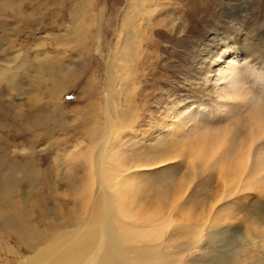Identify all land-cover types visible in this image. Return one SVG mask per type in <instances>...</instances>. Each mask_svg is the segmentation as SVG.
Wrapping results in <instances>:
<instances>
[{
	"label": "bare ground",
	"instance_id": "6f19581e",
	"mask_svg": "<svg viewBox=\"0 0 264 264\" xmlns=\"http://www.w3.org/2000/svg\"><path fill=\"white\" fill-rule=\"evenodd\" d=\"M124 1L125 9L120 14L114 48L103 56L106 81L111 83L113 77L117 76V84L112 83L111 90L104 92L101 109L104 113L98 115L97 123L88 133L86 155L83 157L85 163L81 164L84 166L86 178L77 185L78 188H74L73 211L64 208L68 213L64 212L63 218L53 219L50 214L61 212L57 207L46 208L45 211L43 204L38 218L47 217V221L35 224L36 219L33 218V222H30L25 217L32 210L28 207L32 201L29 203L27 187L37 184L36 176H31L30 184L25 182L21 186L17 181L12 184L9 177L3 174L0 189H3L5 196L10 197L13 189L19 186L21 204L13 213L9 209H14L15 203L8 201L4 205L1 203L4 198L0 193V212L1 209L5 210L4 214L0 213V229L14 234L21 244L8 259L0 258L1 264H264V90L260 87L259 76L254 75L253 78L252 72H249L252 71L251 68L261 72L264 70V53L250 43L253 40L251 36L237 33L232 39L227 37L222 41H214L197 50L194 77H198L202 83V95L207 96L212 103L211 111L208 109L212 114L208 118L204 116L197 119L200 109H203V104L199 102L195 103L198 106L191 110L190 116H183L187 107L189 109L192 105L191 102H184L183 106L172 103L173 107L165 115L160 114L159 118L149 112L148 123L144 124L145 130L135 134L134 128L139 123L142 105L148 98L141 83L148 69L145 66L148 61L144 60L147 56L144 47L151 44V36L157 27L167 30L165 32L169 36H184L185 32L177 31L174 14L178 13V9L172 8L163 17L159 3L161 0ZM7 4L6 2L3 6H8ZM77 13L75 11L74 14ZM40 45L43 44L35 45L36 53L32 55L38 63L37 67L41 65L43 56L49 60H55L59 56L57 52L50 54L44 48H38ZM9 65L10 63L0 68V82L7 86L10 82L12 88H17L15 73L11 72ZM21 71L25 72L23 67ZM39 79V75L33 77L34 81H40ZM251 79L257 82L253 84ZM239 104H244V112ZM3 111L8 115L6 108ZM4 117L0 113V123ZM221 118H228L229 122L220 123L223 120ZM243 118L246 120L241 126L245 128V135L242 141H236L233 138L236 127H232L231 123L235 119ZM185 121L193 123L192 127L184 124ZM144 131L148 133L144 135ZM138 136L145 142L153 141V148L147 154L130 155L129 159L127 151H122L124 149L121 146L123 147L124 139H139ZM8 149L9 146L3 143L4 154ZM4 156L0 155V159L6 160ZM182 157L188 161L186 168L190 172L215 168L224 197H234L237 189L233 186L238 184L237 180L248 174L244 178L245 185L238 189L239 192L248 190V193L257 194L258 199L248 202V210L244 211L248 227L227 223L235 217L228 209H234L215 208V199L207 212L205 210L195 214V208V211L189 206H185L187 209L181 208L177 202L181 198L179 194L186 180L184 183L181 182L183 180L181 183L177 181L171 191L166 190L169 191L167 196L171 201L165 195L163 197L170 204L166 201L169 204L166 207L163 202L160 206L156 203L158 209L155 213L144 212L140 204H134L135 199L138 202L135 194L141 185L133 182V177L126 178L122 175L131 168L130 161H139L134 165L135 168L151 165L156 168L165 161L167 163ZM210 159L212 163H209ZM82 166L79 167L83 168ZM10 174L17 175L19 172L13 169ZM39 176L44 179V173ZM73 177L75 178L74 175ZM79 177L82 178L83 175ZM7 187L10 188L6 190ZM40 204L41 202L37 203L35 207ZM221 213H225V218L220 217ZM13 214H16V220H13ZM173 214L180 217V223L177 224V218L173 220L175 227H172L165 240L164 230L168 229L169 221L172 222ZM133 217L138 224L127 222L129 220L126 218ZM47 225L53 227L51 232L45 231L44 227ZM245 244L248 249L244 247ZM214 245L216 247L211 250ZM6 247L9 248L7 245ZM239 252L243 255L238 258L235 255ZM242 257H247L248 260L242 261Z\"/></svg>",
	"mask_w": 264,
	"mask_h": 264
},
{
	"label": "rangeland",
	"instance_id": "374dc122",
	"mask_svg": "<svg viewBox=\"0 0 264 264\" xmlns=\"http://www.w3.org/2000/svg\"><path fill=\"white\" fill-rule=\"evenodd\" d=\"M161 1L159 3L163 17L167 12L172 11V8L178 9V13L174 14L177 31L183 30L185 34L184 36L182 34L169 36L165 32L167 30L157 27L152 35L154 38L151 36V44L144 47L147 55L144 60L148 61L146 63L148 65L145 66L148 69L141 83L148 98L142 105L141 117L137 124L139 127L136 126L139 132L135 127V134H140L142 130H145L144 124L148 123L149 112L159 118L160 114L165 115L167 110L173 107L172 103H180L183 106L184 102H191L192 105L189 109L187 107L183 116L188 114L190 116L191 110L197 107L199 102L203 104V109H200L197 119L198 117L204 118V116L206 118L212 114L208 111V109L211 111L212 103L207 96L202 95V83L198 77H194L197 50L214 41H222L227 37L232 39L237 34H248L253 38L250 43L264 53V0ZM6 2L8 6H3ZM124 9V0H16V2L0 0V68L10 63L11 72L15 73L18 85L17 88H12L10 82L8 86L0 82V113L5 115L0 123V155L6 157V160L0 159V186L3 182V174L9 177L8 180L12 184L17 181L20 185L22 184L21 186L25 182L30 184L31 176H36L37 184L34 187L27 185L29 203L32 201L28 207L30 206L32 210L25 217L30 222H33V218L36 219L35 224L47 221V217L38 218L39 209L43 204L45 211L46 208L57 207L61 212L56 213L57 216L50 214L49 216L53 219L63 218L64 212L68 213L65 210L73 211L74 188H78L77 185L84 182L82 179L86 178L82 165L85 163L83 157L86 155L88 133L97 123L98 115L104 113L103 110L101 111L104 92L111 90L112 83L117 84V76L113 77L111 83L106 81L103 56L114 48L116 29H118L120 14ZM75 11L78 13L74 14ZM81 11H85V14ZM37 44H43L38 48L42 47L41 49L44 48L50 54L57 52L59 56L55 60L45 59L43 56L41 65L37 67L38 63L32 58V55L36 53L35 45ZM21 66L25 72L21 71ZM251 69L252 71L249 70V72H252L253 78L254 75L259 76L260 87L264 90L262 88L264 87V70L261 72L259 69ZM37 75L40 81L33 80V77ZM252 82L255 84L257 81ZM241 105L244 112V104ZM241 105L239 104V108ZM3 108L7 109L8 115ZM245 120L244 118L243 120L235 119L231 123L232 127H236L237 134H233L236 141L243 140L245 128L241 124ZM228 122V118L220 121L225 124ZM184 124L187 126L189 124V127L193 125L187 121ZM143 133L146 135L148 132ZM162 133L165 132L162 131ZM229 137L228 135L227 138ZM137 138L139 139H124L127 144L123 141V147L121 146L124 149H121L122 151H127L126 155L129 159H131L130 155L145 154L153 148L151 146L154 144L153 141L145 142L139 136ZM3 143L9 146L7 153L12 152L14 147L17 151L13 150L11 154H4ZM75 144L79 147H75ZM184 159L182 157L177 160L172 159L167 163L165 161L162 166L156 168L152 165L135 168L134 165L139 161L134 163L130 161L129 167L131 168L122 175L126 178L133 177V182L141 185L137 191L138 195L135 194L138 202L136 203L135 199L134 204H140L144 212L155 213L158 206L165 203L164 206L167 207L170 204L171 200L167 195L175 183L181 180L184 183L186 180L189 184H183V189L180 190L182 193L179 191L181 198L177 202L182 206L181 208L188 206L195 208L196 211L193 209L195 214L205 210L207 212L210 211L211 202L215 199V208L234 209L233 211L228 209L235 217L227 223L233 226L248 227V220L245 219L247 215L244 211L248 210V202L253 201L254 198L258 199L255 192L248 193V190L239 192L238 190L241 185H245L244 178L248 174L246 173L241 180H237L238 184L233 186L237 189L234 197L233 195L224 197L215 168L205 171L196 170L193 173L187 169L188 161ZM212 159L214 161V158ZM74 166L76 168L78 166V171ZM13 169L19 174L11 175L10 171L12 172ZM40 173H44V179L39 176ZM82 175L83 177L80 178L79 176ZM9 188L7 187L6 190ZM161 189L163 192L160 191ZM13 190L10 197L3 194V189H0V193L4 198L1 203L7 204L8 201L15 203L14 209L11 207L9 209L14 213L15 208H20L21 188L16 186ZM39 202L41 204L36 208L35 205ZM0 213L4 214L5 210L1 209ZM16 214H13L15 215L13 220H16ZM221 216L225 218V213H221ZM179 218L174 215L172 222L169 221L168 229L164 230L165 240L175 227V225L173 227V220L176 219L179 224ZM126 219L131 224H138L134 217ZM44 228L47 232L53 229L49 225ZM19 244L21 243L14 234L8 231L5 233L3 229H0V258L8 259L20 248ZM6 245L9 246L8 249ZM215 247L216 245L211 250ZM244 247L248 249L247 244ZM241 255L243 253L239 252L235 256L239 258ZM242 258V261L248 260L247 257Z\"/></svg>",
	"mask_w": 264,
	"mask_h": 264
}]
</instances>
